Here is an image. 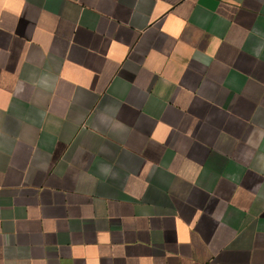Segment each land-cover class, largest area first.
<instances>
[{
  "label": "crops",
  "instance_id": "1",
  "mask_svg": "<svg viewBox=\"0 0 264 264\" xmlns=\"http://www.w3.org/2000/svg\"><path fill=\"white\" fill-rule=\"evenodd\" d=\"M0 264H264V0H0Z\"/></svg>",
  "mask_w": 264,
  "mask_h": 264
}]
</instances>
